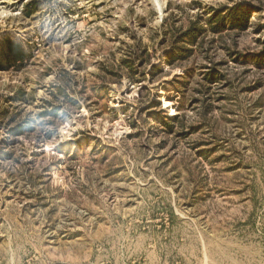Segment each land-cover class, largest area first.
<instances>
[{
  "label": "rangeland",
  "instance_id": "374dc122",
  "mask_svg": "<svg viewBox=\"0 0 264 264\" xmlns=\"http://www.w3.org/2000/svg\"><path fill=\"white\" fill-rule=\"evenodd\" d=\"M263 45L264 0H0V264H264Z\"/></svg>",
  "mask_w": 264,
  "mask_h": 264
},
{
  "label": "trees",
  "instance_id": "16d2710c",
  "mask_svg": "<svg viewBox=\"0 0 264 264\" xmlns=\"http://www.w3.org/2000/svg\"><path fill=\"white\" fill-rule=\"evenodd\" d=\"M248 16H249L248 11L243 10L241 5L234 6L231 9V12L229 14V18L231 19L230 21L232 23H234V26L239 28L240 30H243L247 27ZM263 47H264V45H263ZM255 59H257V61L255 62L256 66H258V67L264 66V50L263 49L261 51L257 52V56ZM15 132H16L15 129L11 130L12 134H15Z\"/></svg>",
  "mask_w": 264,
  "mask_h": 264
}]
</instances>
